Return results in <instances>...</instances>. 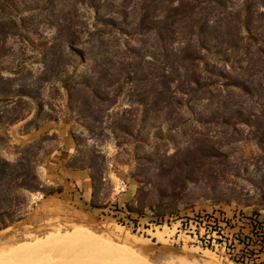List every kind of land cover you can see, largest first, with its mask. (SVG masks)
<instances>
[{
  "label": "rangeland",
  "instance_id": "rangeland-1",
  "mask_svg": "<svg viewBox=\"0 0 264 264\" xmlns=\"http://www.w3.org/2000/svg\"><path fill=\"white\" fill-rule=\"evenodd\" d=\"M180 1L0 0V157L36 173L40 189L56 187L47 165L65 157L67 135L66 165L89 170L97 205L84 210L78 192H24L25 213L0 230V246L40 250L7 264L84 257L59 261L67 248H46L58 239L88 252L83 264H107V255L117 264H227L165 229L143 230L148 217L225 205L264 218V0H224L223 9L199 0L194 11L183 0L171 16ZM246 18L257 44L224 43L215 55L197 47V22L210 20L221 43ZM194 78L211 84L197 88ZM23 89L31 97H18ZM126 207L144 214L127 218Z\"/></svg>",
  "mask_w": 264,
  "mask_h": 264
},
{
  "label": "built area",
  "instance_id": "built-area-1",
  "mask_svg": "<svg viewBox=\"0 0 264 264\" xmlns=\"http://www.w3.org/2000/svg\"><path fill=\"white\" fill-rule=\"evenodd\" d=\"M146 225L143 230L165 229L171 241L209 250L227 264H264V218L257 212L211 205L148 219ZM132 226L139 229L138 222Z\"/></svg>",
  "mask_w": 264,
  "mask_h": 264
},
{
  "label": "trees",
  "instance_id": "trees-1",
  "mask_svg": "<svg viewBox=\"0 0 264 264\" xmlns=\"http://www.w3.org/2000/svg\"><path fill=\"white\" fill-rule=\"evenodd\" d=\"M192 5L190 8L186 10H193L194 8H198V2L199 0H191ZM207 4L214 3L215 5L224 8V0H204V2H207ZM174 13L171 16L179 15V12H184L185 9V1L181 0L180 2H177L176 5H174ZM248 6L245 7L244 12H248ZM209 22L208 21H202L197 22L195 25V36H196V45L200 49H204L207 52H210V54H218L220 51H222V44H232L231 46L234 47L235 44L238 42L245 41L244 44L247 45V42H252L253 44H257L256 39V33L253 31L254 29L249 26L247 18L244 21H236V25L234 26V35L231 37L230 41H220L221 43L216 42V37H213L210 30H209ZM213 42V43H211ZM227 42V43H226ZM72 44V43H71ZM221 44V45H220ZM258 52L261 53V56L263 52L260 48H258ZM259 53V54H260ZM196 56H198V53H194ZM192 59H200L198 57L192 58ZM206 73H209L211 76L215 77L216 80H221L220 76L221 73L218 70L211 69L212 71H208L206 68H204ZM222 77V76H221ZM191 83L194 84L196 87L198 84H200V87H205L206 85H210L211 83H205L202 84L197 78L191 79ZM169 86L166 85L165 88H168ZM198 88V87H197ZM244 87H242L243 89ZM179 91V90H178ZM178 91H174V94ZM18 97H31L27 90H19ZM173 93V92H172ZM21 119V118H20ZM15 120H18L16 118ZM67 164V162H66ZM23 164L19 163H12L9 162L3 158L0 157V193H2L4 196L1 198L0 194V230L6 228L9 224L12 222H15L22 218V215L25 213V210L22 208V206L25 204V195L24 192L28 193H40L43 198L47 196H53L55 194L60 195L63 187L60 185H57L56 187H49L47 189H40L37 187V185L31 184V182H38V177L36 173H33L32 175H27L24 172L22 173L20 170L22 169ZM67 168L76 169L77 167H69V165H66ZM35 172V171H34ZM92 181H90V197L92 196ZM76 192H78V199L82 201V206L84 210L91 211L94 208H97V205L93 203L92 201H88V197L85 194L83 189H80L76 186ZM13 196V197H12ZM125 216L128 218L129 212H135L139 216H143V212L140 210H132L130 207H126ZM163 216L162 214L159 215H153L148 217V219H155L158 217Z\"/></svg>",
  "mask_w": 264,
  "mask_h": 264
},
{
  "label": "crops",
  "instance_id": "crops-1",
  "mask_svg": "<svg viewBox=\"0 0 264 264\" xmlns=\"http://www.w3.org/2000/svg\"><path fill=\"white\" fill-rule=\"evenodd\" d=\"M64 147L63 153H59L65 157H55L50 164L47 165L46 181L55 183L63 187L61 194L74 195L76 186L83 189L85 194L90 196V176L87 168L71 169L66 167V162L72 156L74 145H70L67 135L63 136L62 141ZM68 151V154L65 152ZM65 152V153H64Z\"/></svg>",
  "mask_w": 264,
  "mask_h": 264
},
{
  "label": "bare ground",
  "instance_id": "bare-ground-1",
  "mask_svg": "<svg viewBox=\"0 0 264 264\" xmlns=\"http://www.w3.org/2000/svg\"><path fill=\"white\" fill-rule=\"evenodd\" d=\"M67 240H63V239H58V240H56V241H54L52 244H49V245H46V248L48 247L49 249H51V250H55V249H60V248H67V249H65V251H61V252H59L58 251V253L57 252H55V255L56 256H54L55 258H57L58 256H60V255H62V254H65V253H72V254H74L75 256H84L83 258H76V257H74L75 258V260L72 262H70L69 261V263L70 264H83L84 263V260H86V259H88V257L87 258H85V256L86 255H84V254H88V252L86 253V252H84L85 250H83L82 248H79V249H82V250H79V251H75L72 247H69L68 245V243L66 242ZM1 242V241H0ZM126 242H127V240H126ZM48 244V243H47ZM39 246H41V245H39ZM45 247V246H44ZM40 250V248H38L37 247V244H35L34 246H33V244H31V243H29V242H24V243H20V244H17L16 246H0V264H7L10 260H11V258H12V256H14V255H21V254H26L25 256L27 257V254H30V253H32V254H34V253H36V252H38ZM105 250V249H104ZM43 251V250H42ZM95 252V251H94ZM40 253V252H39ZM38 253V254H39ZM45 253H46V251H45ZM51 254H52V252H50ZM61 253V254H60ZM90 253V252H89ZM107 254H109V253H107ZM19 255V256H20ZM37 254H35V256H36ZM48 255H49V257L51 256L49 253H48ZM48 255H46L45 254V256H48ZM53 255H54V252H53ZM70 255V254H69ZM73 255V256H74ZM103 255V254H102ZM106 255V254H105ZM23 256V255H22ZM71 256V255H70ZM92 255H90V258L92 259V261L95 259V261L97 260L96 258L97 257H95L94 255H93V257H91ZM107 256H111V255H107ZM107 256H103L104 258H106L107 260H106V262H107V264H108V260L109 261H111V263H112V261L114 262V259H109ZM34 257V256H33ZM37 257V256H36ZM39 257H40V255H39ZM39 257H37V259L39 258ZM62 257H65L64 255L63 256H60V259H59V257H58V260L60 261L61 259H62ZM95 257V258H94ZM113 257V256H112ZM115 257V256H114ZM25 258V257H24ZM40 258H43V256L42 257H40ZM39 258V259H40ZM45 258V260H43V261H46V257H44ZM66 258H68L67 257V255H66ZM116 258V257H115ZM28 259H30V258H28ZM32 259V258H31ZM65 259V258H64ZM79 259H82V260H79ZM14 261H16V259H13ZM13 260H11L12 262H13ZM19 260V259H18ZM17 260V264H19L20 262H21V260H20V262ZM41 260V259H40ZM50 260H51V258H50ZM56 259H54L53 260V262L55 261ZM90 260V259H89ZM37 261H39V260H37ZM42 261V262H43ZM52 261V260H51ZM65 261H66V259H65ZM64 261V262H65ZM91 261V260H90ZM181 261V260H180ZM184 261H186V260H184ZM11 262V263H12ZM19 262V263H18ZM30 263H32V264H34L32 261H29ZM34 262H36V261H34ZM52 262V263H53ZM64 262H63V264H64ZM86 262V261H85ZM97 262V261H96ZM190 262V261H189ZM186 263V264H194L193 263V261L192 262H190V263ZM46 263V262H45ZM44 263V264H45ZM49 263V262H48ZM51 263V264H52ZM55 263V262H54ZM53 263V264H54ZM61 263V262H60ZM67 263H68V260H67ZM88 263H89V261H88ZM87 263V264H88ZM98 263V262H97ZM24 264V263H23ZM28 264V263H27ZM38 264H40V261H39V263ZM41 264H43V263H41ZM56 264H58V263H56ZM62 264V263H61ZM89 264H91V263H89ZM100 264V263H99ZM113 264H117L116 263V261L113 263ZM182 264V263H181Z\"/></svg>",
  "mask_w": 264,
  "mask_h": 264
}]
</instances>
